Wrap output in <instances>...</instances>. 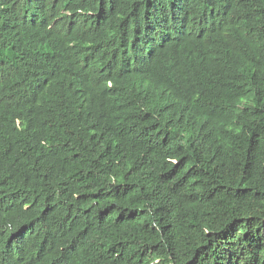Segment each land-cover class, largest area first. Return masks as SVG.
Here are the masks:
<instances>
[{
  "label": "trees",
  "instance_id": "16d2710c",
  "mask_svg": "<svg viewBox=\"0 0 264 264\" xmlns=\"http://www.w3.org/2000/svg\"><path fill=\"white\" fill-rule=\"evenodd\" d=\"M0 264H264V0H0Z\"/></svg>",
  "mask_w": 264,
  "mask_h": 264
}]
</instances>
